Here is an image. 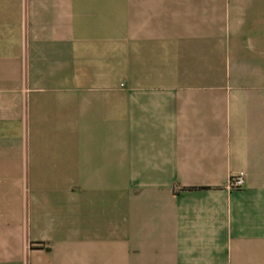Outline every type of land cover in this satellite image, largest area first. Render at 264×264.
<instances>
[{
    "label": "crops",
    "instance_id": "crops-1",
    "mask_svg": "<svg viewBox=\"0 0 264 264\" xmlns=\"http://www.w3.org/2000/svg\"><path fill=\"white\" fill-rule=\"evenodd\" d=\"M0 264H264V0H0Z\"/></svg>",
    "mask_w": 264,
    "mask_h": 264
},
{
    "label": "built area",
    "instance_id": "built-area-1",
    "mask_svg": "<svg viewBox=\"0 0 264 264\" xmlns=\"http://www.w3.org/2000/svg\"><path fill=\"white\" fill-rule=\"evenodd\" d=\"M244 184L243 174L235 173L228 178L227 187L231 189L241 188Z\"/></svg>",
    "mask_w": 264,
    "mask_h": 264
}]
</instances>
